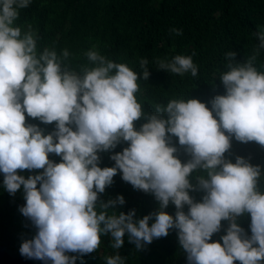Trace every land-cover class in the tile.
Returning a JSON list of instances; mask_svg holds the SVG:
<instances>
[{
  "label": "clouds",
  "instance_id": "obj_1",
  "mask_svg": "<svg viewBox=\"0 0 264 264\" xmlns=\"http://www.w3.org/2000/svg\"><path fill=\"white\" fill-rule=\"evenodd\" d=\"M30 2L0 0V173L9 195L22 188L25 204L19 210L36 229L22 243L21 255L45 264H76L100 249L103 236L118 250L127 234L139 250L175 229L188 264H264L261 167L239 156L235 163L225 158L233 137L264 147V70L256 66L264 29L254 33L259 43L244 62L233 50L225 53V71L218 75L225 94L210 101L211 109L198 99L174 98L155 104L149 114L136 96L141 73L144 81L150 76L148 59L139 60L138 73L93 48L84 53L87 65L77 69L66 48L60 55L55 49L38 51L31 26L22 31L15 23ZM156 65L198 76L191 56L158 58ZM27 118L55 127L48 132ZM141 118L147 122L136 130ZM173 137L190 156L187 162L175 155ZM125 142L122 152H113ZM109 152L114 166L100 167V153ZM25 170L35 174L26 178L20 174ZM118 172L134 189L152 194L159 210L141 219L135 210L116 211L125 204L122 195L103 201ZM194 172L195 185L189 179ZM197 190L205 193L202 202L189 195ZM170 202L174 216L165 211ZM246 214L251 236L238 223ZM222 221L228 222L222 243L210 242ZM105 260L125 264L118 252Z\"/></svg>",
  "mask_w": 264,
  "mask_h": 264
},
{
  "label": "trees",
  "instance_id": "obj_2",
  "mask_svg": "<svg viewBox=\"0 0 264 264\" xmlns=\"http://www.w3.org/2000/svg\"><path fill=\"white\" fill-rule=\"evenodd\" d=\"M15 23L22 31L31 26L38 36V51L55 49L60 55L63 49H68V62L77 69L87 65L84 53L93 48L138 73H141L139 60L148 59L149 79L144 81L141 73L140 91L136 94L146 113H154L155 104L166 105L174 98L198 99L211 109L210 101L216 95L225 94L218 76L225 71V53L233 50L237 52V61L244 62L259 43L254 33L264 29V0H31L28 8L20 10ZM173 29L182 30V34L176 35ZM178 54L192 57L198 67L197 77L193 78L190 73L180 76L156 68L158 58L170 60ZM262 64L264 50L257 68L264 70ZM27 122L48 132L55 127L54 123L44 125L32 118H27ZM146 122L144 118L136 121V130ZM171 143L178 149L175 155L182 163L187 162L190 156L179 145L178 138L173 137ZM127 146L126 142L121 143L113 152H122ZM113 152L100 153V167L114 166L110 159ZM237 156L261 167L258 187L264 193V147L255 142L242 143L233 137L225 158L235 163ZM49 158L60 162L58 156L50 154ZM20 174L27 178L35 172L25 170ZM197 174L194 172L189 177L194 185ZM3 179V173H0V245L20 250L25 240L33 238L36 229L19 210L25 204L22 188L15 196L9 195L3 187ZM113 181L101 199L107 202L122 195L125 204L117 207L118 213L135 210L136 218L142 219L159 210L154 196L134 189L122 180V173L118 172ZM204 194L199 190L189 192L196 202H202ZM165 211L174 216L176 208L170 202ZM184 211H188L187 205ZM153 222L154 219L149 221V225ZM221 223V231L214 234L210 242L222 243L221 236L226 234L228 222ZM238 223L251 236L250 214L238 218ZM110 239V236H103L100 249L78 259L76 264H106L105 257L117 252L125 259V264H188L175 229L139 250L128 242L127 234L123 247L118 250L110 247Z\"/></svg>",
  "mask_w": 264,
  "mask_h": 264
},
{
  "label": "water",
  "instance_id": "obj_3",
  "mask_svg": "<svg viewBox=\"0 0 264 264\" xmlns=\"http://www.w3.org/2000/svg\"><path fill=\"white\" fill-rule=\"evenodd\" d=\"M0 264H45V261L26 258L21 255L20 250L0 245ZM47 264H51V261Z\"/></svg>",
  "mask_w": 264,
  "mask_h": 264
}]
</instances>
